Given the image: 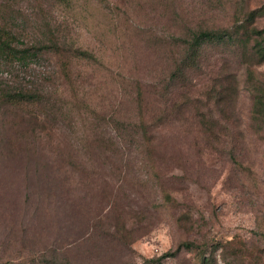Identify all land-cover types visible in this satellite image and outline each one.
Listing matches in <instances>:
<instances>
[{
  "label": "rangeland",
  "instance_id": "374dc122",
  "mask_svg": "<svg viewBox=\"0 0 264 264\" xmlns=\"http://www.w3.org/2000/svg\"><path fill=\"white\" fill-rule=\"evenodd\" d=\"M0 24L97 58L3 72L46 101H0V264H264V0H0ZM202 30L238 38L171 80Z\"/></svg>",
  "mask_w": 264,
  "mask_h": 264
},
{
  "label": "trees",
  "instance_id": "16d2710c",
  "mask_svg": "<svg viewBox=\"0 0 264 264\" xmlns=\"http://www.w3.org/2000/svg\"><path fill=\"white\" fill-rule=\"evenodd\" d=\"M255 12L252 11L249 14L250 20L255 18ZM253 31L260 36V39H256L254 45L250 47V53L256 56L259 62H262L264 61V37L262 36V31L255 29ZM235 34L237 35L233 36L232 33L226 30L221 32L202 30L194 33L186 43L184 56L178 67L179 72H174V75L171 73L170 79H180L186 68H196V60L206 44H227L232 38H238V31ZM44 53H52L64 59L62 67L65 66L67 68L68 63L74 59L97 61V58L87 50L67 47L65 41L60 37L47 39V44L40 40L37 44L27 45L21 39L19 33L0 24V101L3 105L21 108V110L26 112L25 107L42 105L46 101L45 92L38 87L40 83L34 82L29 85L20 83L17 86H10L3 80L4 71L15 70V67L19 65L29 68L31 64L38 62ZM261 103L262 99H258L257 106ZM262 105L264 108V102Z\"/></svg>",
  "mask_w": 264,
  "mask_h": 264
}]
</instances>
